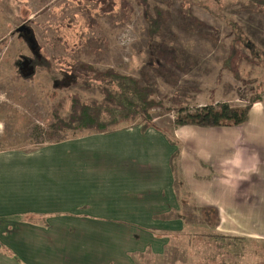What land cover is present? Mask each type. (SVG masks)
I'll return each instance as SVG.
<instances>
[{
  "label": "crops",
  "instance_id": "1",
  "mask_svg": "<svg viewBox=\"0 0 264 264\" xmlns=\"http://www.w3.org/2000/svg\"><path fill=\"white\" fill-rule=\"evenodd\" d=\"M249 113L239 126L175 133L182 200L219 214L217 228L195 226L222 264H264L256 257L264 254V98ZM177 149L161 131L133 127L1 152L0 264H137L149 251L162 264L192 228L156 218L181 209L170 164Z\"/></svg>",
  "mask_w": 264,
  "mask_h": 264
},
{
  "label": "rangeland",
  "instance_id": "2",
  "mask_svg": "<svg viewBox=\"0 0 264 264\" xmlns=\"http://www.w3.org/2000/svg\"><path fill=\"white\" fill-rule=\"evenodd\" d=\"M114 1L117 9L108 11L109 0H0V153L42 148L31 132L48 126L56 105L65 117L73 94L101 100L97 88L74 83L67 71L73 61L152 85L163 104L151 112L153 124L175 133L181 108L185 114L223 103L244 108L264 98V13L237 0ZM181 7L196 22L184 19ZM155 8L170 15L151 41L145 12L154 15ZM240 37L254 48L244 47ZM162 43L176 58L161 57ZM186 231L167 247L170 256L171 248L179 249L174 264L225 261L216 262L219 250L201 228Z\"/></svg>",
  "mask_w": 264,
  "mask_h": 264
},
{
  "label": "trees",
  "instance_id": "3",
  "mask_svg": "<svg viewBox=\"0 0 264 264\" xmlns=\"http://www.w3.org/2000/svg\"><path fill=\"white\" fill-rule=\"evenodd\" d=\"M125 0H120V6ZM146 1V0H143ZM245 2L257 13H264V0H237ZM111 7L108 11L117 9L114 0H109ZM125 6V5H124ZM127 9V8H126ZM180 14L184 19H192L187 10L181 7ZM162 9L155 8V14L152 15L150 10L145 12L148 24V34L151 41L156 40L163 33L164 26L167 24V16ZM187 20V19H186ZM196 22V19H192ZM205 24L199 23V27ZM244 47L251 49L254 45L250 41L239 38ZM161 57L176 58V54L168 50L167 45L160 44ZM46 63H40L42 66H48ZM75 84H82L86 88H97L102 94L101 100H85L79 93L72 95L69 112L64 117L61 114V105L52 107V118L46 128L35 127L30 134V138L37 145L56 144L67 139H76L93 134H112L116 131L127 129L133 126H141L142 133L150 128L157 127L153 124L151 112L154 109L162 108L161 101L155 98V90L150 84H143L137 78L117 72L112 68L100 71L90 64L81 61H73L68 65ZM256 102V100L254 101ZM253 102V103H254ZM250 107H233L228 103L220 105H209L196 109L194 113H184L183 108L176 116L175 128L196 124L202 127H229L244 124L248 118ZM161 131L167 140L173 146L178 147L172 155L170 164L174 174V190L178 200L181 203L180 211L172 210L166 214L157 216L162 221L180 220L189 226L207 225L211 228H217L219 224V214L211 208H198L195 204L182 200V192L185 191L184 182L180 172L181 143L176 138L175 130L157 129ZM170 253L166 251V261L162 264H174L175 255L179 249L174 246ZM147 254H152L151 251ZM154 256V255H153ZM168 256V257H167ZM155 257V256H154ZM137 264H151L153 259L146 254H137L135 257Z\"/></svg>",
  "mask_w": 264,
  "mask_h": 264
}]
</instances>
